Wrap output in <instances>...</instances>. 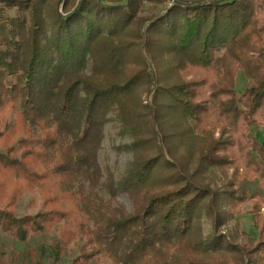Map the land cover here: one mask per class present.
I'll return each instance as SVG.
<instances>
[{
	"label": "trees",
	"instance_id": "1",
	"mask_svg": "<svg viewBox=\"0 0 264 264\" xmlns=\"http://www.w3.org/2000/svg\"><path fill=\"white\" fill-rule=\"evenodd\" d=\"M257 1L0 0V231L57 227L34 250L50 264H264L220 230L257 199L264 239L259 193L238 186H264ZM109 124L123 170L100 160ZM27 193L40 208L19 216Z\"/></svg>",
	"mask_w": 264,
	"mask_h": 264
},
{
	"label": "rangeland",
	"instance_id": "2",
	"mask_svg": "<svg viewBox=\"0 0 264 264\" xmlns=\"http://www.w3.org/2000/svg\"><path fill=\"white\" fill-rule=\"evenodd\" d=\"M255 2L256 4H259L257 0H255ZM146 13L147 12L143 14ZM246 82L247 80L244 74L240 71L237 77V91L239 93H242L245 90ZM116 132L117 129L114 128L112 124H109L106 127V138L103 141L100 160L103 166L119 171L125 168L127 162L131 158V154L124 150H118V146L123 143V140ZM251 135L262 140L264 138L263 128L260 126L255 127L252 130ZM238 186L247 188L250 192L257 191L259 193V197L261 198L259 200V205H261L259 214L264 216V186L260 181L258 179L250 180L245 178L238 181ZM101 194L104 198H109V193H107L106 190ZM34 200L36 202H34ZM118 201L131 209L132 202L128 195L123 193L119 194ZM256 201L257 199H254L242 205L240 208V214L239 211L235 210V213L239 214L237 219L235 217L229 219L227 224L221 227V233L225 234V236L232 237L231 240L238 244H244L245 239H247L251 240L254 246L260 244V247H264V239L259 238L261 220L251 213L252 209L256 206ZM40 205L41 200L39 199L38 194H23L18 199L16 213L19 216L35 214L38 212ZM203 222L205 233L209 234L212 229L211 219L205 217ZM57 230L56 227L46 234H33L26 242H20L11 235L0 231V247H2L6 253L5 259L7 260V264H50L46 258H41L38 254L34 253V250L37 248L38 244L42 242H50L57 235Z\"/></svg>",
	"mask_w": 264,
	"mask_h": 264
}]
</instances>
